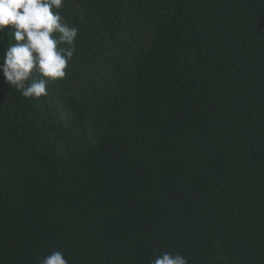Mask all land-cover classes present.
I'll return each mask as SVG.
<instances>
[{
	"label": "trees",
	"instance_id": "obj_1",
	"mask_svg": "<svg viewBox=\"0 0 264 264\" xmlns=\"http://www.w3.org/2000/svg\"><path fill=\"white\" fill-rule=\"evenodd\" d=\"M60 15L76 52L47 96L0 72V264H264V0Z\"/></svg>",
	"mask_w": 264,
	"mask_h": 264
},
{
	"label": "clouds",
	"instance_id": "obj_2",
	"mask_svg": "<svg viewBox=\"0 0 264 264\" xmlns=\"http://www.w3.org/2000/svg\"><path fill=\"white\" fill-rule=\"evenodd\" d=\"M65 0H0V34L11 27L14 43L0 57L5 82L25 99L47 96L50 84L66 76L76 52L79 29L61 22ZM40 264H68L62 251H52ZM150 264H188L179 253L163 252Z\"/></svg>",
	"mask_w": 264,
	"mask_h": 264
}]
</instances>
